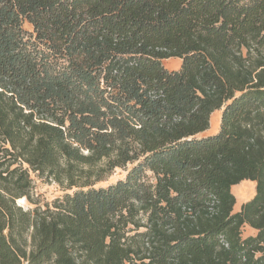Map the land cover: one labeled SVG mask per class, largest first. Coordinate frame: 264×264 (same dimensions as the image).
<instances>
[{
	"label": "trees",
	"instance_id": "1",
	"mask_svg": "<svg viewBox=\"0 0 264 264\" xmlns=\"http://www.w3.org/2000/svg\"><path fill=\"white\" fill-rule=\"evenodd\" d=\"M0 264H264V0H0Z\"/></svg>",
	"mask_w": 264,
	"mask_h": 264
},
{
	"label": "rangeland",
	"instance_id": "2",
	"mask_svg": "<svg viewBox=\"0 0 264 264\" xmlns=\"http://www.w3.org/2000/svg\"><path fill=\"white\" fill-rule=\"evenodd\" d=\"M179 63L181 62H179V60L177 59H170L164 61L163 65L169 71H176L180 69ZM221 118V111L214 113V115L212 116L210 130L203 134L201 137H208L217 134L221 126ZM130 168L132 167L130 166L129 169ZM126 173V171H123L121 169L116 170L113 176L109 177L107 181L99 183L97 185V188L107 187L111 184L116 183L118 180L125 178ZM32 178L34 180L35 199L39 200L41 204L51 203L55 199L60 198L65 194L64 189L52 180L46 178L40 179L34 174H32ZM232 192L237 199L235 213H238L245 203L251 201L255 197L256 183L251 181H244L240 185L233 187ZM23 201V203H20L19 201V205L24 206L25 208H29L28 203L25 202V200ZM242 236L243 238L256 236V232L250 227L245 226L242 230Z\"/></svg>",
	"mask_w": 264,
	"mask_h": 264
},
{
	"label": "crops",
	"instance_id": "3",
	"mask_svg": "<svg viewBox=\"0 0 264 264\" xmlns=\"http://www.w3.org/2000/svg\"><path fill=\"white\" fill-rule=\"evenodd\" d=\"M177 60H179V59H177ZM179 62H181V60H179ZM179 66L181 67V63H179ZM222 112V111H221ZM256 232V231H255ZM257 234V233H256Z\"/></svg>",
	"mask_w": 264,
	"mask_h": 264
},
{
	"label": "bare ground",
	"instance_id": "4",
	"mask_svg": "<svg viewBox=\"0 0 264 264\" xmlns=\"http://www.w3.org/2000/svg\"><path fill=\"white\" fill-rule=\"evenodd\" d=\"M24 199H22V200H19L20 201V203H23L24 201H23Z\"/></svg>",
	"mask_w": 264,
	"mask_h": 264
}]
</instances>
